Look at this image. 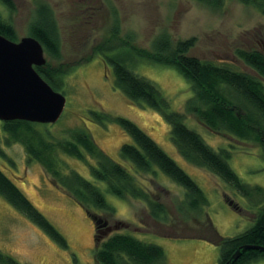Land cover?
Instances as JSON below:
<instances>
[{
  "label": "rangeland",
  "instance_id": "1",
  "mask_svg": "<svg viewBox=\"0 0 264 264\" xmlns=\"http://www.w3.org/2000/svg\"><path fill=\"white\" fill-rule=\"evenodd\" d=\"M12 1L14 9L9 11L0 4V13L13 25L17 40L30 36L29 26L40 4L52 10L60 30L61 59L53 61L46 53L45 58L50 59L54 67L69 69L58 89L66 103L56 123L39 125L49 131L47 135L60 138L73 128H82L111 159L129 167V163L120 157L119 147L122 143H132V139L115 123L102 125L96 122L89 112L127 118L196 182L208 202L198 210L185 211L184 189L157 171L155 175L146 176L150 181L147 186L166 210L163 218H156L145 203L113 196L106 192L104 183L94 181L88 166L95 164L93 159L86 164L62 157L70 168L102 190L112 208L109 225L112 226L114 220H121L127 223L123 226L124 233L160 246L164 252L163 264H217L219 249L209 239L212 233L206 226L208 221L220 236L232 237L253 224L259 205H250L217 176L187 163L176 152L170 139L169 124L163 116L130 101L115 88L112 70L103 63L96 48L106 41L126 43L150 54L154 42L162 35H166L172 44L193 39L187 54L253 73L241 60L235 61L236 51L262 50V45L256 41H264V16L240 0H224L219 7L197 0ZM115 27L117 33L113 36ZM124 51V47L119 50ZM131 68L136 75L158 86L171 109L184 112L185 125L196 131L211 148L230 151L228 163L242 182L264 189V159L258 144L242 143L230 136L212 133L187 112L184 108L192 96L190 84L175 68L140 59ZM1 122L0 170L64 237L66 246L56 243L0 196V252L20 264H97L91 217L51 182L38 162L28 160L21 144L5 140ZM256 201L264 206V195L256 197ZM122 229L112 226L108 234ZM253 264H264V258Z\"/></svg>",
  "mask_w": 264,
  "mask_h": 264
},
{
  "label": "trees",
  "instance_id": "2",
  "mask_svg": "<svg viewBox=\"0 0 264 264\" xmlns=\"http://www.w3.org/2000/svg\"><path fill=\"white\" fill-rule=\"evenodd\" d=\"M219 7L224 0H197ZM254 7L264 16V0H240ZM9 11L14 9L12 0H0ZM29 26L30 36L36 38L44 52L53 61L61 59L60 30L52 10L40 4ZM117 33L115 27L113 36ZM0 35L17 41L14 27L0 13ZM193 39L179 40L172 44L166 35L155 42L152 53L140 52L126 43L104 42L96 48L103 63L112 70L113 84L130 101L145 105L159 112L170 127V139L176 152L189 164L217 176L250 205L258 206L253 224L245 231L232 236H220L210 220L212 233L209 239L219 249L217 264H225L232 254L239 251L232 264H253L264 258V251L241 250L244 245L264 246V206L256 197L264 195L260 186H251L240 180L228 163L231 154L227 149L214 150L185 123V113L171 109L167 97L150 80L136 75L132 65L136 60L159 63L175 68L190 84L192 96L186 101L185 110L194 115L210 132L227 135L239 142H254L260 147L264 159V55L254 49H238L236 57L253 73L237 71L228 64H215L187 54ZM126 48V51L119 52ZM49 60L35 67L40 76L56 91L69 69L54 67ZM62 68V69H61ZM93 120L104 125L117 124L131 139L122 143L120 157L129 167L111 159L82 128H73L60 138L49 136L38 123L12 120L2 121L7 142L21 144L29 161L38 162L51 182L65 191L91 217L94 227V258L97 264H163V249L124 233L127 223L114 220L112 226L122 231L110 233L112 208L99 186L70 168L62 157L73 158L88 164L91 177L105 185L107 193L118 198H130L146 204L152 216L163 218L165 207L147 186L146 176L157 171L184 189L185 211H195L208 204L207 199L176 162L170 158L144 131L131 120L121 116L90 111ZM44 131V132H43ZM231 148L233 144H229ZM235 148V147H234ZM2 151L0 149V156ZM147 181V183H146ZM0 196L13 208L26 216L60 246L65 247L64 237L32 205L21 190L0 170ZM99 211V213H97ZM110 228V230H108ZM0 264H20L13 257L0 252Z\"/></svg>",
  "mask_w": 264,
  "mask_h": 264
},
{
  "label": "water",
  "instance_id": "3",
  "mask_svg": "<svg viewBox=\"0 0 264 264\" xmlns=\"http://www.w3.org/2000/svg\"><path fill=\"white\" fill-rule=\"evenodd\" d=\"M46 63L41 43L32 36L12 41L0 35V121L21 120L54 124L62 115L66 99L36 71ZM110 230V228L108 229ZM264 246L244 245L241 250ZM239 251L225 264H232Z\"/></svg>",
  "mask_w": 264,
  "mask_h": 264
},
{
  "label": "flooded vegetation",
  "instance_id": "4",
  "mask_svg": "<svg viewBox=\"0 0 264 264\" xmlns=\"http://www.w3.org/2000/svg\"><path fill=\"white\" fill-rule=\"evenodd\" d=\"M255 41H256V40H255ZM256 42H259V44L262 45V46H261L262 50H260V49H256V48H254V50H257V51H259L260 53H262V54L264 55V41H263V40H260V41H256ZM237 59H238V58L236 57V59H235L236 62L238 61ZM239 61H240V59H239Z\"/></svg>",
  "mask_w": 264,
  "mask_h": 264
}]
</instances>
